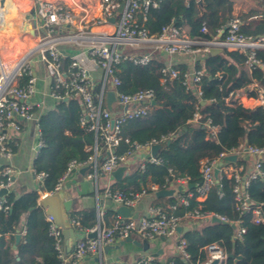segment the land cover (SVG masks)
Masks as SVG:
<instances>
[{"label":"trees","instance_id":"obj_1","mask_svg":"<svg viewBox=\"0 0 264 264\" xmlns=\"http://www.w3.org/2000/svg\"><path fill=\"white\" fill-rule=\"evenodd\" d=\"M254 1V7L239 14L243 23L241 32L246 36L264 34V0ZM234 3V0H160L156 7L148 8L144 14L138 13L137 23L152 35H158L163 26L173 25L180 33L186 28L188 37L210 40L233 16ZM202 26L207 28V32H200ZM202 54L194 66V70L203 73L199 81L200 94L184 84L187 71L183 66H172L178 70L175 78H163L161 68L164 64L158 61L157 55L146 65L121 60L115 66V76L121 81L119 89L122 92L130 94L140 89H152L156 103L149 104L144 116L122 122V138L145 144L151 140L161 142L164 137H170V142L160 151V162L144 161L142 168L129 172L111 186L125 194L140 190L152 192L151 186L161 189L175 178H185L187 184L191 183L193 187L180 191L179 194L186 197L188 203L186 206H176V214L197 209L200 213L221 216L228 222L240 218L241 226L245 229L240 238L235 237L236 229L230 224L217 222L201 230L185 232L182 237L186 240L189 253L187 263L176 255L167 264L203 262L207 257L205 248L210 244L218 245L226 254L223 264H264V220L256 223L251 209L239 215L233 192L234 179L224 171L225 166L242 164L243 169L239 173L244 175L246 164L240 160L224 162L217 174L219 187H211L201 201L197 200L196 191L201 182V159L216 158L220 152L243 143L264 146V109L260 106L244 107L230 97L231 92L245 90L252 82L264 89V69L248 67L246 54L238 51L223 48L219 53ZM255 57L264 61V49H256ZM70 61L69 58H61L63 71L67 70ZM100 90V84L93 86L94 93ZM200 100L204 103L201 104ZM82 112L79 100L68 97L56 101L51 109L40 114L37 125L43 145L33 159L32 167L35 173L42 172L44 176L37 190L17 194L9 189L3 195L2 203L7 209L0 210V264H61L53 238L49 235V223L39 205V191L54 192L70 161L84 163L92 155L94 134L80 124ZM196 112L201 117L193 121ZM206 119L217 127L214 138L209 136L204 125ZM128 148L129 145L122 140L115 152L122 154ZM260 169L262 175L249 180L245 193L253 206L259 204L264 217V160H261ZM89 171H92V167ZM147 177L149 185L146 184ZM188 193L191 195L188 196ZM168 199L170 205H176L172 196ZM113 213L109 210L103 214V218ZM23 218L25 233L18 241L15 253L9 242L13 241ZM71 218L86 228L95 225L97 215L95 210L88 209L72 212ZM114 218L107 223L108 226ZM6 234L10 235L9 240L4 238ZM230 254L232 257H229ZM37 257L38 262L35 261Z\"/></svg>","mask_w":264,"mask_h":264},{"label":"built area","instance_id":"obj_2","mask_svg":"<svg viewBox=\"0 0 264 264\" xmlns=\"http://www.w3.org/2000/svg\"><path fill=\"white\" fill-rule=\"evenodd\" d=\"M160 0H99L100 9L105 18H108L111 13L122 5L119 11L117 26L112 32H100L92 37L93 42L88 48L89 61L99 67L102 72V80L100 82L101 90L99 93L93 92V84L89 75V70L83 65L79 59L72 58L66 71L61 68V54L58 51L55 43L48 40L53 33L57 24L65 23L73 20V13L59 9L55 2L49 0H38L37 15L45 29L44 39L40 40L35 49L22 55H0V155L7 161L13 154V146L11 143L12 134H17L21 130V120H26L32 117V106L29 102V97L34 92L35 78L32 75L29 58L34 51H38L40 59L44 62L47 76L51 80L50 96L56 102L58 100L73 97L77 98L82 106L83 112L80 118V124L85 126L87 130L94 134L93 153L84 163L74 160L67 164L66 172L61 177L55 186V190L61 188L63 179L74 169L82 167L86 164L91 165L93 172L89 176H96L97 169L105 174H110L117 166L124 164L135 154L148 151L150 146L159 143L156 140H151L145 144L130 142L127 138H122L120 134V126L125 119L144 116L148 110L150 102L153 100L152 89H140L133 93H124L120 88L121 81L115 76V66L121 60H128L134 64L146 65L153 58L155 50L162 51L166 54H175L179 52L194 53L199 50L208 52L212 46H221L227 50L238 51L246 54V64L248 67L258 66L264 69V61L255 57L256 49H264V34L246 36L241 32L243 24L238 14L227 21L221 36V31L213 36L210 40H203L198 37L196 40H191L184 37L179 30L173 25H166L161 28L158 35L149 34L147 29L137 23V14H144L148 8L156 7ZM86 17L82 16L81 23ZM82 27V26H81ZM200 32H207V28L202 26ZM220 35V36H219ZM219 36V37H218ZM195 43H202L201 48H197ZM130 46L132 48H140L142 46H151L154 51L142 53L122 52L121 47ZM163 78H175L178 70L170 65H164L161 68ZM201 70H194L191 73H185L184 84L187 88H194L197 94H200L199 81L202 77ZM23 81V83H21ZM109 82L115 92L116 101L125 106L126 109L118 114H113L105 103L104 87ZM230 97L233 102L246 106V100L253 99L254 106H260L264 109V89L256 83H250L245 90L231 92ZM253 106V107H254ZM200 114L196 112L192 118L193 121L200 119ZM204 125L208 129L209 136L215 137L217 127L211 124L210 119L204 121ZM39 134V131H38ZM169 137H164L161 142H164ZM124 141L129 145L127 151L122 154H116L113 150L119 145L120 141ZM43 145L40 137L36 144L37 151ZM234 154L236 157L243 154H248L254 157L252 168L247 172L244 178L240 175V170L231 165L225 166L224 171L234 179L233 192L235 201L239 210V215L248 210H252L254 221L256 223L263 221V215L260 211L259 204L253 206V203L248 199L245 188L250 179L261 176L260 169L261 160L264 157V146L255 147L243 143L236 148L228 151H222L216 158L201 159L199 162V172L201 182L196 187L198 197H204L205 193L216 186L218 180L214 177V169L218 167V162L225 156ZM98 156L100 161L98 162ZM145 161L158 163L159 157L154 158L149 155ZM143 167L141 164L140 168ZM221 166H219V170ZM35 176L40 180L44 174L35 173ZM14 169L11 165H4L0 171V189H11ZM174 187L178 185H186L185 178H175L170 181ZM152 190L156 187L152 186ZM145 193L140 190L134 193H127L113 188L107 184L103 190V197L111 200L115 206L125 205L133 206L141 194ZM191 194L189 193L188 196ZM3 196L0 197V210H6L7 206L3 205ZM249 200V202H248ZM187 198L178 196L176 206H186ZM213 213H200L197 209L187 210L183 214L178 215L167 211L159 206L151 207L148 214L138 218L128 217L122 218L116 216L109 226H100L99 224L90 231H96L93 238H78L72 246L70 252L66 254L63 246V236L61 229L55 224L52 216L47 215L46 219L49 223V235L53 238L54 248L57 251V256L61 262L69 260L76 262L84 257L97 254L100 250L111 244L115 238L125 239L132 234H137L145 239H153L158 237L173 238L176 235V228L187 219L195 221L209 222ZM218 216V215H217ZM220 219L225 218L219 216ZM236 228V238H240L245 232L241 226L240 218L233 222ZM73 226H79L76 219H71ZM20 233L24 234L22 229ZM215 248V249H214ZM176 252L184 260L189 259V253L186 250V240L182 236L175 241ZM206 260L196 262L194 264H207L213 258L219 259V264H223L226 259V254L216 244L206 246ZM152 257L143 255L137 261V264H152ZM62 264V263H61ZM110 264H124L120 261H114Z\"/></svg>","mask_w":264,"mask_h":264},{"label":"crops","instance_id":"obj_3","mask_svg":"<svg viewBox=\"0 0 264 264\" xmlns=\"http://www.w3.org/2000/svg\"><path fill=\"white\" fill-rule=\"evenodd\" d=\"M5 0H0V13L7 9V11L12 10V14H15L10 20H6L3 15L0 14V55H15L22 56L31 50L35 49L39 41L44 39L45 29L42 26V22L37 15V4L38 0H22L23 5L18 6L19 0H8L9 4H13V9L11 7L3 6ZM55 2L59 9L70 11L73 13V20L57 24L54 28L53 33L49 36L48 40L55 43L58 51L62 58H76L79 59L83 65L89 70V75L93 85L100 84L103 76L102 70L94 66L89 61L88 48L93 42L92 37L100 32H112L117 26L118 19V8L113 11L108 18H105L100 9L99 0H49ZM238 0H234L233 14H235L239 7L236 6ZM256 5L255 1H250L248 6L254 7ZM4 8V9H3ZM86 17L81 23V17ZM18 17V18H17ZM17 20V21H16ZM8 26V27H7ZM82 26V27H81ZM6 27V28H5ZM5 28L4 30H2ZM6 31V32H5ZM3 32V33H2ZM181 34L191 40H196L198 37H188L187 29L183 28ZM24 35L27 39L22 36ZM8 40V41H6ZM22 45L25 47L23 48ZM202 43H195L197 48H201ZM122 52H133L142 53L147 51H154L151 46H142L140 48H132L130 46L121 47ZM154 55H157L158 61L162 62L164 65L170 66H183L186 68L187 73L194 71V66L197 58L201 57L202 51L199 50L194 53H184L179 52L175 54H166L162 51L155 50ZM30 67L32 75L35 78L34 82V92L29 97V102L32 106V117L26 120H21V130L17 134H12L11 143L13 146V154L7 161L0 155V171L4 165H11L14 169L12 175L13 183L11 189L15 193L19 194L21 191L38 189L39 179L35 176L32 171V162L37 155L36 144L39 139L38 134V118L40 114L51 109L55 103L53 98L50 96V85L51 80L47 76L45 70L44 62L40 59L38 51H34L30 58ZM106 90H113L112 85L107 82ZM105 103V97H104ZM106 105V104H105ZM255 102L253 99L246 100V106L253 107ZM126 109L125 106L121 105L119 102H114L111 105V112L113 114H118ZM141 153V152H140ZM138 155V154H135ZM134 155V156H135ZM150 155L149 150L145 151V156L143 158H137L134 163L128 164L126 167V174H123L122 178L126 176L129 172L135 171L140 168L141 164L148 159ZM133 157V156H132ZM131 157V158H132ZM130 158V159H131ZM98 162L100 161L98 156ZM129 159V160H130ZM236 160L244 162L247 166L246 173L241 175L243 178L246 176L247 172L252 168L254 157L248 154H243L238 156ZM264 160V157L262 158ZM232 167L238 170L243 169V165ZM86 168L83 172H80L81 168ZM91 165L86 164L82 167L72 170L62 181L61 187H65L67 192L70 193L71 198L74 200V209L70 212L83 211L88 209H93L96 212L97 218L96 223L93 227L83 228L81 226H73L75 231L79 234L86 235L90 230L96 227L98 224L100 226H106L110 223L114 216L117 214L106 215L103 218V214L107 211H114L115 204L103 197V190L107 184L112 185L114 180L110 178L109 174L100 172L96 176H89L93 172L89 171ZM1 177V175H0ZM121 178V179H122ZM149 177H147L146 184L150 183ZM117 182V181H115ZM152 187V186H151ZM156 187V186H154ZM165 188H176L171 182ZM157 190V187H156ZM153 190L152 192H145L139 196V198L134 203L132 215L133 218H138L148 214L151 207L159 206L167 211L176 214V207L172 208L170 205L169 197L171 196H161L155 197ZM179 191H175L172 197L177 200ZM40 197L44 194L43 191H39ZM189 194V193H188ZM39 197V198H40ZM204 197H198L197 200L201 201ZM176 204V203H175ZM179 206V205H178ZM43 213L45 215V209ZM178 214V213H177ZM181 215V214H179ZM72 219V218H71ZM47 220V219H46ZM264 220V217H263ZM211 224V222L206 221H195L187 219L180 225L182 228H186V231H182L173 238L161 237L146 239L150 241V246L148 251H144L141 246L137 245L133 241H124V239L115 238V240L104 246L99 253L91 254L83 259L70 262L69 260L62 261V264H110L114 261H120L124 264H137V261L143 255H149L152 257V264H167L170 259L176 256L175 241L178 237L183 236L187 231L201 230L204 226ZM108 226V225H107ZM24 229V218L19 224L16 233H19V238L16 242L14 235L13 241L9 242L12 250L16 253V245L19 240L22 239L24 234L20 231ZM236 229V228H234ZM15 233V234H16ZM10 235H4L5 240H9ZM135 242H141L143 237L132 234L130 236ZM158 252L157 256H153L151 253ZM207 255V251H206ZM18 259V258H17ZM39 258H36L38 262ZM36 264V263H31Z\"/></svg>","mask_w":264,"mask_h":264},{"label":"water","instance_id":"obj_4","mask_svg":"<svg viewBox=\"0 0 264 264\" xmlns=\"http://www.w3.org/2000/svg\"><path fill=\"white\" fill-rule=\"evenodd\" d=\"M200 3V1H199ZM123 4H120L118 7V11L121 10ZM224 29H222L221 33ZM220 36V35H219ZM218 36V37H219ZM223 51V47L221 46H212L209 48L210 54H215ZM105 97V104L106 107L111 110V105L116 102V96L114 90H106L104 93ZM67 98H64L63 100H66ZM151 105H155V101L152 100ZM200 103L203 104L204 101L200 100ZM170 142V137L166 139L164 142H159L156 144H153L149 148L150 156L157 158L159 156L160 151L164 148L165 145H167ZM115 150H113L114 152ZM145 156V152H141L138 155L133 156L130 160H127L124 164H121L117 166L113 171L110 172V178L114 181H120L123 174H126V167L128 164L134 163L137 158H143ZM100 159V158H99ZM237 157L232 154L225 156L221 161L218 162V167L214 169V177L217 179V174L219 171V166H222L224 162H234L236 161ZM86 168H81L80 172H83ZM193 187V184L188 183L187 185H178L176 188H161L157 189L154 192L155 197H161V196H172L175 191H184L186 188ZM216 187H219L218 182L216 183ZM7 192L6 188L0 189V197L3 196ZM249 202V200H248ZM74 200L71 198V195L69 192H67L65 187H61L58 190L52 192V193H44L39 198V205L45 209V214L50 215L53 217L55 224L61 229V233L63 236V246H64V252L68 254L74 245L75 241L78 238H93L96 235V231L89 232L86 235L79 234L75 231L73 225L71 224V216L70 212L74 209ZM133 207L131 206H125V205H118L115 206L114 212L122 217V218H128L132 215ZM209 221L211 223L217 222V223H224V224H230L232 228H235V224L233 222H228L226 220H222L217 215H213L210 217ZM186 231V228H182L181 226H178L176 228V233L179 234L180 232ZM16 242L19 238V233L15 234ZM162 239H165L164 237H161ZM124 241H133L137 245L141 246L144 251H148L150 246V241L143 239L141 242H135L132 240L131 237H127L124 239ZM108 247V246H106ZM215 249V248H214ZM154 257L157 256L158 252L151 253ZM176 255H179L176 252ZM229 257H232L230 254ZM185 263H187V260H184ZM207 264H219V259L213 258L211 261H209Z\"/></svg>","mask_w":264,"mask_h":264},{"label":"rangeland","instance_id":"obj_5","mask_svg":"<svg viewBox=\"0 0 264 264\" xmlns=\"http://www.w3.org/2000/svg\"><path fill=\"white\" fill-rule=\"evenodd\" d=\"M250 1L252 2V0H238L237 3H236V6H238L239 9H238V11L235 14H238L239 15L241 12H245V11L249 10L251 8L250 6H248V4H249ZM22 3H23V1L22 0H19L18 6H22L23 5ZM22 36H24V35H22ZM26 37L24 36L23 39L24 38L26 39ZM6 41H8V40H6ZM26 41H27V39H26ZM20 46H22L23 48H25L22 45V43H21Z\"/></svg>","mask_w":264,"mask_h":264},{"label":"bare ground","instance_id":"obj_6","mask_svg":"<svg viewBox=\"0 0 264 264\" xmlns=\"http://www.w3.org/2000/svg\"><path fill=\"white\" fill-rule=\"evenodd\" d=\"M12 1V0H11ZM13 5V4H12ZM12 5L11 4H9V1L8 0H5L4 1V4H3V6H6L7 8H8V6L9 7H11L10 9H13V7H12ZM4 9V8H3ZM7 10H9V9H7ZM7 10H5L4 12H3V14H1V15H3V17L6 19V20H10L12 17H14L15 16V14H12V10H10V11H7ZM18 18V17H17ZM17 21V20H16ZM8 27V26H7ZM6 28V27H5ZM5 28H3L2 30H4ZM6 32V31H5ZM3 33V32H2Z\"/></svg>","mask_w":264,"mask_h":264}]
</instances>
